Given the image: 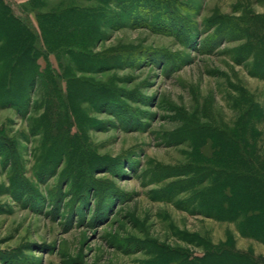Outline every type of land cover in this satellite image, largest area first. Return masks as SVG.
<instances>
[{"label": "rangeland", "instance_id": "1", "mask_svg": "<svg viewBox=\"0 0 264 264\" xmlns=\"http://www.w3.org/2000/svg\"><path fill=\"white\" fill-rule=\"evenodd\" d=\"M245 154L264 0H0V264L264 263L200 205Z\"/></svg>", "mask_w": 264, "mask_h": 264}, {"label": "trees", "instance_id": "2", "mask_svg": "<svg viewBox=\"0 0 264 264\" xmlns=\"http://www.w3.org/2000/svg\"><path fill=\"white\" fill-rule=\"evenodd\" d=\"M244 157L246 161L242 168L233 166L225 173L220 170L218 176L216 175L209 182L213 195L214 189L219 191L217 193L218 208L215 209L212 204H206L204 200L200 202V205L206 207L205 213L210 216L236 221L242 235L264 242V165H255L251 161L252 155L245 154ZM226 188L228 192L224 190ZM213 255L209 256L214 257ZM231 255L243 259L245 262L243 264H264L249 253L233 252ZM215 261L211 260L209 264H219Z\"/></svg>", "mask_w": 264, "mask_h": 264}]
</instances>
